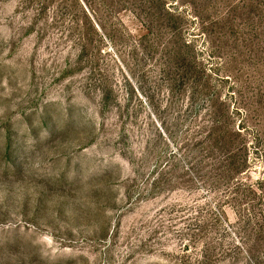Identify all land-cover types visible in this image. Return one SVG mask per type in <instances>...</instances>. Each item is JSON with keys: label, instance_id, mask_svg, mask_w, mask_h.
Segmentation results:
<instances>
[{"label": "rangeland", "instance_id": "obj_1", "mask_svg": "<svg viewBox=\"0 0 264 264\" xmlns=\"http://www.w3.org/2000/svg\"><path fill=\"white\" fill-rule=\"evenodd\" d=\"M166 1L210 77L194 104L120 4L0 0V264H264V204L205 182L188 146L210 96L258 109L242 54L264 48V0ZM218 19L243 47L219 49Z\"/></svg>", "mask_w": 264, "mask_h": 264}, {"label": "trees", "instance_id": "obj_2", "mask_svg": "<svg viewBox=\"0 0 264 264\" xmlns=\"http://www.w3.org/2000/svg\"><path fill=\"white\" fill-rule=\"evenodd\" d=\"M111 2L112 5L120 4L122 10H127L137 18L140 29L144 32L147 34L156 32L155 37L162 41L159 49L162 71L169 76L168 80L173 87L184 84L183 90L191 104L209 93L210 77L208 78L204 72L203 62L199 58L200 51L195 49L192 40L178 38L180 31L174 17V13L177 12L170 8L166 0H111ZM257 16L264 24V13L259 12ZM210 26L212 29L217 27L222 30L219 38H216L215 34L212 35L214 41L218 39L221 43L219 49L227 44V40L230 41L229 36H232L234 44L238 43L242 47L245 45L246 37L236 39L231 23L229 30L222 19L212 21L209 23ZM251 34L252 37L258 36L256 31H251ZM146 37V34H141L139 42L145 50L153 52L154 45L147 42ZM242 56L245 57L244 63L249 62L255 72L250 81L251 85L253 81L257 83L255 79L262 82V88L257 92L254 90L256 87L251 86L252 95L256 96L259 102L258 109H250L245 103L246 105H241L243 109L235 106L230 110L229 107H225L226 101L221 99L220 95L210 96L202 112L197 115L196 119H200V123L193 122L189 129L188 146L191 147L195 169L205 182L225 187L236 205L254 207L252 202L257 199L264 204V178L252 180L249 177L252 168L251 146L259 147L252 153H255L256 158L259 155L264 161V48L255 50L253 47L248 60L245 53ZM234 84L236 85L237 81ZM259 84L257 83L258 86ZM252 110H256L258 116L254 124L249 123L254 114ZM237 116L240 117L238 122L235 121ZM260 148L263 152H260ZM258 220L264 221V212L258 215Z\"/></svg>", "mask_w": 264, "mask_h": 264}]
</instances>
